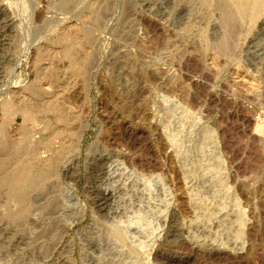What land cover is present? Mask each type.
<instances>
[{
	"label": "rangeland",
	"instance_id": "rangeland-1",
	"mask_svg": "<svg viewBox=\"0 0 264 264\" xmlns=\"http://www.w3.org/2000/svg\"><path fill=\"white\" fill-rule=\"evenodd\" d=\"M170 125L223 170L206 223ZM148 178L163 201L133 190ZM134 202L155 216L149 264H264V1L0 0V264H105L101 224Z\"/></svg>",
	"mask_w": 264,
	"mask_h": 264
},
{
	"label": "bare ground",
	"instance_id": "bare-ground-1",
	"mask_svg": "<svg viewBox=\"0 0 264 264\" xmlns=\"http://www.w3.org/2000/svg\"><path fill=\"white\" fill-rule=\"evenodd\" d=\"M259 1L263 2L264 0H259ZM171 129H172V126H171ZM168 131H169L168 136H169L171 143H172L171 146L173 147V149L175 150V153L177 154L175 156H181V158L183 160V164H182L181 168H182V172L184 174V178L187 180V179H190L194 175L196 176L197 173H200V176H198V177L196 176V179L198 182V184H197L198 188L196 190L193 189L192 193H191V199L193 200L194 207L200 208L203 204L202 202L205 199L210 198L212 196L214 198L213 199V201L215 202L214 207H210V206H207L206 208L202 207V209H203L202 215L204 216V218H202V220L206 223V220H204V219H208L212 215L217 214V212H220L221 207L225 208L223 200L218 199V198L216 199V197H215L216 195L214 196V194L212 195V193H211V190L214 188H218L216 190H225L226 181H225V178L222 176L223 170H222L219 163L215 165L213 170H210V169L207 170L206 167H203L201 164L200 165L196 164L194 162L195 160H193L190 156L191 147L188 146V148L186 147L184 150H180V146L177 145V139L178 138H177V134L174 132L177 130H174V129L170 130L169 129ZM57 138H61L60 143L58 142L60 145H58L59 147L57 146L58 148L56 147V151H55L56 152V159H59L60 156L67 150V148L69 147V144H71V143H69V144L67 143L66 135H65V138L63 137V135H59V137H57ZM188 142H191L190 138H188ZM201 159H203V158L201 157ZM215 159H217V158H215ZM19 165L20 166H18V168L16 169V171L13 175V178H12L13 190H14L15 194H18V195L23 196V197H25V196L29 197L30 193L33 190H35V188H36V176L34 175L33 172H31L29 169L26 168L25 164H19ZM201 169L203 170L202 173L204 172L203 174H201V172H200ZM176 170L177 169H175L174 172L177 174L178 170L177 171ZM211 173H212V175L214 174V176H212L211 179H210V177L209 178L204 177V174L207 175V174H211ZM180 174H182V173H180ZM139 181H140V179H139ZM139 181L136 180L134 183L132 182L133 183V187H132L133 190L138 189V191H139V189H143V191L148 192L147 194L151 197V199L152 198L153 199L159 198L161 201H163L164 198H166V196L168 195L167 194L168 190H167V188H165V186L163 184L162 185L164 187L159 186V189H157L158 194L155 195L153 193L154 190L152 189V187H153V183L156 184V182H153L152 180H150V178H148V180H146V181L144 180L145 182L142 181V184ZM204 182L210 185L209 186L210 188H208L207 190L200 188L201 187L200 183L202 184ZM156 185H158V184H156ZM156 185H154V187ZM62 191H63V189H62ZM148 195H146V197ZM147 198H149V197H147ZM143 199L144 198L142 196V198L140 197L138 201H141V203H142ZM200 201H202V202H200ZM135 203L136 202L133 203L134 205H130L131 202H130V204L128 203L129 208L123 214L121 213L122 215L120 216V219H118V220L114 219V220L110 221V223L108 225L107 224H104V225L101 224L102 229L99 227L101 229V231H100V229H99V231H100V233L102 232V235L104 238L103 239L105 242L104 244H106L105 248L108 250V255L110 256L105 261V264H149L144 259H142L143 258L142 254H143L144 250L147 249L148 246L150 247V245H149L150 242L148 243L147 239L150 238L156 230V227L154 226V221H153L155 216H154V213H152L146 207H143L142 205L136 206ZM104 204L102 207H105ZM128 204H127V206H128ZM234 206H236L237 208L239 207L238 203H235ZM52 207H54V206H52ZM70 207L72 208L71 202H70ZM73 212H74V208H73ZM235 213H236V215H235L236 220L235 221L240 222L243 218L242 213L238 209L235 210ZM56 214H57V212H56ZM69 215H71V214H69ZM199 217H201V216L199 215ZM69 218H70V216H69ZM123 218H125V219H123ZM174 220H175V217L172 216V220H171L172 223H170V224H173ZM130 223H135L136 225L134 227H132ZM71 224H73V223H71ZM129 231L133 232L134 235H136L139 239L133 238V239L129 240L128 236H127ZM153 254H154L153 255L154 259L157 261L158 260L160 261V259L164 258V256L161 254V252L159 250L155 251V253H153Z\"/></svg>",
	"mask_w": 264,
	"mask_h": 264
}]
</instances>
